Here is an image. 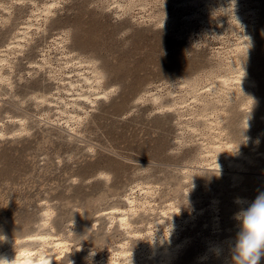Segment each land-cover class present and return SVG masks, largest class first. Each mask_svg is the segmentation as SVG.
Returning <instances> with one entry per match:
<instances>
[{
	"label": "rangeland",
	"instance_id": "374dc122",
	"mask_svg": "<svg viewBox=\"0 0 264 264\" xmlns=\"http://www.w3.org/2000/svg\"><path fill=\"white\" fill-rule=\"evenodd\" d=\"M261 193L264 0H0V245L235 264Z\"/></svg>",
	"mask_w": 264,
	"mask_h": 264
},
{
	"label": "clouds",
	"instance_id": "9594fccd",
	"mask_svg": "<svg viewBox=\"0 0 264 264\" xmlns=\"http://www.w3.org/2000/svg\"><path fill=\"white\" fill-rule=\"evenodd\" d=\"M219 168V165H218ZM243 204L240 198L235 201ZM239 231L233 241L235 264H259L264 256V193L234 214ZM3 260V259H0Z\"/></svg>",
	"mask_w": 264,
	"mask_h": 264
},
{
	"label": "bare ground",
	"instance_id": "6f19581e",
	"mask_svg": "<svg viewBox=\"0 0 264 264\" xmlns=\"http://www.w3.org/2000/svg\"><path fill=\"white\" fill-rule=\"evenodd\" d=\"M93 77L96 79L97 76L94 75ZM34 235H37L39 237V241L36 244L34 243L21 244L22 242L19 243L14 237L8 238L6 244L0 245V259H3V260H0V264H54L52 263V261L57 259L58 254L62 253L64 249L63 247L65 246V244L62 241H59L57 239L48 238L47 236L48 234L42 235L41 233L40 234L35 233ZM169 239H170L169 236H167L165 240L169 241ZM0 240H1V236H0ZM162 240L159 239L156 241V240L148 239V241L146 242L148 250H153V251L157 250V248H159L158 243L162 242ZM50 243H52L51 247H49ZM164 247H161V248H164ZM174 250H176V246H173L172 251ZM172 251L164 250L163 252L162 251L161 252L163 256L167 259L169 258L170 255H172L171 254ZM125 253L124 255H126ZM133 255L134 253H129V255L125 256L126 258L125 264H131L130 263L132 260L131 257Z\"/></svg>",
	"mask_w": 264,
	"mask_h": 264
}]
</instances>
